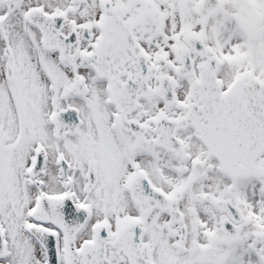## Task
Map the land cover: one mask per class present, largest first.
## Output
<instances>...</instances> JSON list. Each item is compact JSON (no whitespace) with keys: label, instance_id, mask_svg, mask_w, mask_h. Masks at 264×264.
<instances>
[{"label":"snow or ice","instance_id":"obj_1","mask_svg":"<svg viewBox=\"0 0 264 264\" xmlns=\"http://www.w3.org/2000/svg\"><path fill=\"white\" fill-rule=\"evenodd\" d=\"M0 264H264V0H0Z\"/></svg>","mask_w":264,"mask_h":264}]
</instances>
